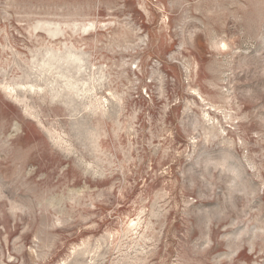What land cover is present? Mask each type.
I'll return each mask as SVG.
<instances>
[{"label":"rangeland","instance_id":"1","mask_svg":"<svg viewBox=\"0 0 264 264\" xmlns=\"http://www.w3.org/2000/svg\"><path fill=\"white\" fill-rule=\"evenodd\" d=\"M0 264H264V0H0Z\"/></svg>","mask_w":264,"mask_h":264}]
</instances>
